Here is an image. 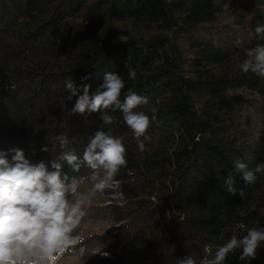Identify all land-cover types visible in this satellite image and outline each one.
<instances>
[{
	"label": "trees",
	"instance_id": "16d2710c",
	"mask_svg": "<svg viewBox=\"0 0 264 264\" xmlns=\"http://www.w3.org/2000/svg\"><path fill=\"white\" fill-rule=\"evenodd\" d=\"M226 2L0 0V152L11 159V149H23L51 170L59 152L41 151L47 137L67 135L82 155L100 127H113L126 148L117 179L127 204L102 205L110 223L78 245L94 249L84 257L89 264L199 260L205 246L214 256L233 234L264 227V175L245 188L234 166L264 162V79L238 67L247 48L264 44L255 33L264 0H230L225 10ZM106 72L124 80L121 100L129 89L149 98L135 109L151 120L143 151L119 110L109 113L113 126H103L99 112L69 114L76 97L67 100L65 82L90 84L93 94ZM63 172L69 181L88 174L66 163ZM230 175L236 195L225 183ZM99 250L110 256L92 254ZM239 253L225 264H245ZM251 264H264V245Z\"/></svg>",
	"mask_w": 264,
	"mask_h": 264
},
{
	"label": "clouds",
	"instance_id": "9594fccd",
	"mask_svg": "<svg viewBox=\"0 0 264 264\" xmlns=\"http://www.w3.org/2000/svg\"><path fill=\"white\" fill-rule=\"evenodd\" d=\"M223 8H230V0L224 3ZM255 33L264 39V24L257 25ZM241 43L240 39L234 41L236 46ZM245 56L238 66L239 72L244 75L251 72L264 79V44L247 48ZM235 75L236 72L229 73L228 78ZM128 76L134 80L137 73L129 69ZM88 79L87 76L81 78L82 81ZM124 87V80L115 72H106L103 82L93 94H90V84L76 85L72 79H68L65 82L69 92L67 100L76 97L69 114L73 116L99 112L102 125L113 126L115 117L109 113L119 110L123 123L132 131L139 150L143 151L144 140L140 138L149 139L145 134L151 120L144 111L135 109L149 105V98L129 89L121 100ZM150 111L155 113L157 109L151 107ZM47 140L48 144L41 151L59 152L50 161L51 170L44 160L33 163L25 156L23 149H11L14 153L11 159L6 152H0V264H62L66 256L70 264H81L87 249L78 247L83 237L74 233L85 216V209L96 198L103 201V206L123 208L127 204L121 181L117 179L121 169L127 167L126 148L121 139L113 135V127H108L107 131L100 127L90 137L82 155H77L75 149L69 147L71 141L67 135L57 134L47 137ZM65 163L74 172H80L83 168L88 170V174L72 177L69 181L63 172ZM234 166L242 174L245 188L255 185L258 175H264V162L250 168L237 160ZM85 180L90 187L81 192L80 187ZM225 183L228 191L236 195L237 189L233 186L231 175ZM245 188L239 190L242 199ZM124 223L121 220L113 224L120 226ZM262 245L264 227H253L247 229L242 238L233 234L226 243L217 247L214 256L211 255V248L205 246L204 257L198 260L187 255L179 259L178 264H225L227 257L235 254L237 249H240L238 259L251 264ZM97 252L104 257L110 256V253L101 250L92 254Z\"/></svg>",
	"mask_w": 264,
	"mask_h": 264
},
{
	"label": "rangeland",
	"instance_id": "374dc122",
	"mask_svg": "<svg viewBox=\"0 0 264 264\" xmlns=\"http://www.w3.org/2000/svg\"><path fill=\"white\" fill-rule=\"evenodd\" d=\"M90 184L88 181H84L80 187L81 192H85ZM103 201L100 198H96L93 201V204L85 209V216L81 220L80 226L76 229L74 235L78 234L82 237L89 236L92 233L100 232L110 223L107 219L106 212L104 211ZM86 248V247H85ZM87 253L94 251L93 248H86ZM62 264H70V261H67V256L65 262ZM81 264H89L86 259H83Z\"/></svg>",
	"mask_w": 264,
	"mask_h": 264
}]
</instances>
